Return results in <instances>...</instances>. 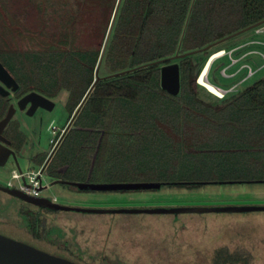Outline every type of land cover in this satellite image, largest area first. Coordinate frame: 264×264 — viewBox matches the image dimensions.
Listing matches in <instances>:
<instances>
[{"label":"trees","instance_id":"trees-1","mask_svg":"<svg viewBox=\"0 0 264 264\" xmlns=\"http://www.w3.org/2000/svg\"><path fill=\"white\" fill-rule=\"evenodd\" d=\"M85 1L107 17L105 41L117 0ZM261 21L264 0H121L98 70V76L102 66L109 74L99 76L48 162L46 176L69 183L163 187L264 183V77L214 105L200 100L193 88L202 66L195 71L192 59L205 52L175 61L178 96L161 90L162 64L153 65ZM100 55L101 50H0V60L22 92L55 98L71 91L65 108L70 114L92 86ZM170 154V172L143 173V159L162 162ZM222 164L233 165L237 174L221 172Z\"/></svg>","mask_w":264,"mask_h":264},{"label":"rangeland","instance_id":"rangeland-1","mask_svg":"<svg viewBox=\"0 0 264 264\" xmlns=\"http://www.w3.org/2000/svg\"><path fill=\"white\" fill-rule=\"evenodd\" d=\"M107 20L101 7L85 0H0V50L5 53L47 49L100 51ZM221 51L222 55L210 62V58ZM192 60L195 71L202 66L193 86L197 97L217 105V99L237 95L264 77V24ZM203 72L207 82L219 86H213L220 90L219 94L210 93L199 85L198 78ZM108 74L109 70L102 66L99 76ZM71 94L62 90L55 99L54 110L38 122L19 118L22 131L28 137L25 155L18 159L23 173L37 170L32 158L49 151L50 140L55 138L49 126L52 123L57 132L62 128ZM171 154L162 162L156 158L143 159L140 163L145 169L143 173L148 170H158L161 174L170 172ZM222 166L225 170L221 172L229 176L237 174L231 170L233 165ZM15 168L9 162L0 169L1 184L6 186ZM42 181L46 187L42 197L77 208L264 206V183L164 186L159 191L81 192L69 186H51L53 181L46 175ZM12 184L16 186L17 182L12 181ZM20 204V200L0 193V235L39 248L41 242L28 232L30 221L21 217ZM45 225L47 236L53 241L49 249L79 264H264V212L184 214L176 218L56 212L46 219Z\"/></svg>","mask_w":264,"mask_h":264},{"label":"water","instance_id":"water-1","mask_svg":"<svg viewBox=\"0 0 264 264\" xmlns=\"http://www.w3.org/2000/svg\"><path fill=\"white\" fill-rule=\"evenodd\" d=\"M121 0H117L112 19L107 31V35L101 50V55L97 67L94 72V82L85 97L81 101L76 114L80 110L85 99L88 97L94 85L97 84L102 78L98 76L99 66L101 64L102 56L111 33L116 15L120 7ZM264 24V21L256 23L246 29L240 30L218 42H215L201 50L185 53L182 55H175L172 58L153 63V65L162 64L160 68V88L171 96H178L180 92V73L177 63H172L179 59L192 56L194 54L206 52L214 46H217L241 33L256 29ZM200 73V72H199ZM120 75V74H117ZM199 75V74H198ZM116 76V75H113ZM112 77V76H111ZM198 77V76H197ZM109 78V77H106ZM0 80L5 82L8 88L12 87V91H16L17 85L15 84L9 73L0 64ZM222 91V90H221ZM223 92V91H222ZM31 103L32 107H42L51 110L53 103L45 98L31 93L23 98L19 105ZM12 107L9 108L6 116L0 121V166H4L8 157L14 156L4 144H9L2 136L1 133L13 116ZM53 185H68L81 192H132V191H159L163 185L160 183H116V184H92V183H69L61 180L54 181ZM43 187L41 190H45ZM0 190L18 200L27 204L44 208L53 212H76L81 214H95V215H171L179 216L184 214H234V213H249V212H264V206H224V207H154V208H118V209H91V208H77L54 203L51 200L43 197H30L26 194L6 187H0ZM0 264H75L63 258L55 257L47 253L41 252L24 243L14 241L7 237L0 235Z\"/></svg>","mask_w":264,"mask_h":264},{"label":"flooded vegetation","instance_id":"flooded-vegetation-1","mask_svg":"<svg viewBox=\"0 0 264 264\" xmlns=\"http://www.w3.org/2000/svg\"><path fill=\"white\" fill-rule=\"evenodd\" d=\"M0 64L9 73L8 69L5 67L2 60H0ZM9 75L12 77L15 84L17 85V89H16V91H12V87L8 88V86L5 84V82L0 80V121L6 116L9 108L12 107V109L14 111L13 116L10 119V121L8 122V124L6 125V127L4 128V130L2 131L1 136L9 143L8 145L7 144H4V145L11 152H13L14 156L10 155L8 157L6 163L4 164V166H0V169H3L9 162H12V164L16 167L14 170L11 171V174H12V172H14V171L17 173H23L19 167L18 159H19V157H21V156L23 157V155H25V147H26L27 141H28V137L22 131L23 125H22L21 121L19 120V118L24 117V118L38 122L42 117H44V116L47 117V114H50L54 110L55 99L57 97H55V98L47 97V96H44V95L40 94L39 92L33 91V90L22 92L23 91L21 88L22 85L19 82V80L15 76L11 75L10 73H9ZM24 77H25L24 74H20L18 76V78H24ZM31 93L37 94V95L45 98L46 100L50 101L51 103H53L52 109L48 110V109H45L42 107H36V106L32 107L31 103H25V104L19 105L20 101ZM78 107H79V105L75 108V110L72 111L71 114L67 110H65L66 114L68 116H67V119H66L64 125L62 126V128L58 132H57V129L54 127V125L52 123L50 124V126H49L50 131H51L52 135H55V138L50 140L51 147L47 153H39L32 158V162H33V164H35L37 166V170L29 171V172H33V173L37 174L38 180L44 179V175H46L45 174V168H46L48 162L50 161V159L52 158V156L54 155L55 151L59 147L63 137L65 136V134L67 133V131L69 130V128L73 124L75 118L77 117L78 113L76 114V111H77ZM13 130L16 131V134L14 136L12 134ZM16 135H17V137H16ZM11 137H13V138H11ZM43 155H45V159L40 166L37 164V160ZM52 181L54 182L57 180L51 179V182ZM64 186H68V185H64ZM0 187H6V186L0 183ZM42 188H43V185L41 186V189ZM9 189H11V188H9ZM13 189H16V188H13ZM41 189L39 190V193L37 194V196L35 198L42 197L41 193L44 190H41ZM0 193L7 195V194L3 193L1 190H0ZM26 195L30 196L28 194H26ZM30 197H32V196H30ZM43 198H46V197H43ZM47 199H49L51 201L53 200L51 198H47ZM54 203H56V202H54ZM20 205H22L21 209H20L21 217L27 218L30 221V224L32 222L33 229H31L30 226H28L27 227L28 232L30 233V235L33 238H35L36 240L41 242V247H39V248L36 246H31V247H33V248H35L41 252L55 256V257H59V258L64 257L63 259H65V260H68V261L73 262L75 264H79L77 261L75 262V261L59 254L58 252H54V251H51V249H49V246L52 247L53 241L51 240L50 237L47 236L45 224H46V219L51 214H55V213H52L51 211L44 209V208H40V207H36V206L30 205V204H27L23 201H21ZM1 236H3V235H1ZM28 246H30V245H28Z\"/></svg>","mask_w":264,"mask_h":264},{"label":"built area","instance_id":"built-area-1","mask_svg":"<svg viewBox=\"0 0 264 264\" xmlns=\"http://www.w3.org/2000/svg\"><path fill=\"white\" fill-rule=\"evenodd\" d=\"M249 76H251L253 73L251 72V69ZM11 180L7 182L6 187L7 188H16L20 192L24 194H28L32 197H36L37 194L39 193V190L41 189L42 186V180L37 179V174L33 172H25V173H17V172H12L11 174ZM12 181H16L17 185H13ZM52 202H55L52 200Z\"/></svg>","mask_w":264,"mask_h":264},{"label":"bare ground","instance_id":"bare-ground-1","mask_svg":"<svg viewBox=\"0 0 264 264\" xmlns=\"http://www.w3.org/2000/svg\"><path fill=\"white\" fill-rule=\"evenodd\" d=\"M222 55V51L221 52H218L217 54H214L212 58H210V62L221 56ZM209 65V64H208ZM198 83L199 85H201L202 87H204L206 90H208L210 93H214V94H219L218 91L220 90H216L212 85H210L207 81H206V78H205V72H203L200 77L198 78Z\"/></svg>","mask_w":264,"mask_h":264}]
</instances>
